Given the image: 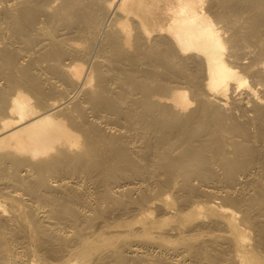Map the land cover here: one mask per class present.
I'll use <instances>...</instances> for the list:
<instances>
[{
    "label": "bare ground",
    "instance_id": "6f19581e",
    "mask_svg": "<svg viewBox=\"0 0 264 264\" xmlns=\"http://www.w3.org/2000/svg\"><path fill=\"white\" fill-rule=\"evenodd\" d=\"M0 264H264V0H0Z\"/></svg>",
    "mask_w": 264,
    "mask_h": 264
}]
</instances>
